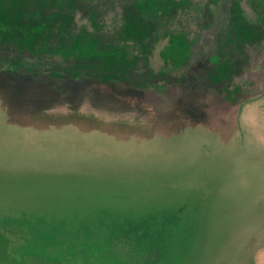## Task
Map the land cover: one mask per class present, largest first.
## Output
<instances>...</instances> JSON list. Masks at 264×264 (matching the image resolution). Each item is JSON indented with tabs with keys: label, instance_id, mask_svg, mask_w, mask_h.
Returning <instances> with one entry per match:
<instances>
[{
	"label": "rangeland",
	"instance_id": "rangeland-1",
	"mask_svg": "<svg viewBox=\"0 0 264 264\" xmlns=\"http://www.w3.org/2000/svg\"><path fill=\"white\" fill-rule=\"evenodd\" d=\"M2 58L1 218L188 198L156 264H264V0H0Z\"/></svg>",
	"mask_w": 264,
	"mask_h": 264
},
{
	"label": "flooded vegetation",
	"instance_id": "flooded-vegetation-1",
	"mask_svg": "<svg viewBox=\"0 0 264 264\" xmlns=\"http://www.w3.org/2000/svg\"><path fill=\"white\" fill-rule=\"evenodd\" d=\"M136 196L144 195L138 192ZM134 198L135 196L120 200L118 207L110 205L89 209L87 212L91 214L85 215L88 218L87 224H83V215L75 216V219L58 215L53 217L52 221H46L42 217L45 222L40 225L31 219L23 220L11 214L1 218L2 214L0 216V237L7 243L8 253L12 255L32 254L57 259L73 253L80 247L86 249L114 248L120 249L135 260L152 258L146 260L145 264H156L162 256L161 240L152 237L155 232L184 230L188 234L186 244L191 245L198 238L199 233L197 228H194L197 222L192 221L191 202L188 198L181 197L177 201H169L168 198L159 210L149 212L155 223H158L159 217L162 221L153 227L154 231L146 234L142 233L139 224L143 222L141 217L146 214L145 210H151L149 206L151 204L147 203L143 208H138ZM168 202H170L169 205ZM206 213L207 207L203 215ZM157 228L159 230H156ZM187 228H190V232H186ZM100 231L103 234H100ZM64 237H69L70 240L64 241ZM177 240L178 237L174 236L175 245ZM180 251L181 247L175 246L172 256H175V259L178 258L184 253Z\"/></svg>",
	"mask_w": 264,
	"mask_h": 264
},
{
	"label": "trees",
	"instance_id": "trees-1",
	"mask_svg": "<svg viewBox=\"0 0 264 264\" xmlns=\"http://www.w3.org/2000/svg\"><path fill=\"white\" fill-rule=\"evenodd\" d=\"M9 58H2L0 59V63H9L10 61ZM12 64V63H9ZM23 64H21L22 66ZM24 66V65H23ZM14 67V66H13ZM23 68H27V67H23ZM15 69V68H14ZM30 70H27L26 73H19V74H37L35 73L36 70H39V68H28ZM16 70V69H15ZM43 70V69H41ZM44 71V75L48 74L47 72H54L55 74H60V75H72L75 74L76 71H79V73L81 74H94L96 76H100L102 78L108 77V75H113L116 74L118 76H122V77H126L128 79H132L137 83H150L151 79H156V76L150 74V73H144L147 74V80H145L142 75H138L132 72H127L124 71L121 67L118 66H113L111 64H109L107 61L105 60H101V59H89L87 61H77L71 64H68L66 66H56L50 69H46L43 70ZM17 72V71H16ZM135 76H138V80L134 79ZM164 79L170 80L172 78H169L168 76L163 77ZM27 170V169H25ZM31 170V169H29ZM170 203V202H168ZM175 202H173L174 204ZM31 214V213H30ZM152 214H143V216L141 217L143 222L141 224H139V228L142 231V233L146 234L147 232H151L154 231L156 227V225L160 224L162 219L159 217L158 219V223H155L153 221V219L151 218ZM34 216V215H33ZM58 215H51V214H46L43 212L42 215H39V217H28L29 219L33 220L36 224H44L45 220H49L52 221L53 217H57ZM42 217L45 219L43 220ZM82 218V217H81ZM70 219V218H69ZM73 219V218H72ZM87 219L86 216H83V224H87ZM59 222V221H58ZM156 230H159V228H157ZM152 237L154 239H159L161 240V247H162V256L160 261L169 259L167 257L168 252H170V250L173 248L172 244H174L176 241H174V236H172L171 232L169 233V231L167 232H155L154 234H152ZM175 245V244H174ZM172 251V255H173V250ZM172 259V257H170ZM158 262V263H159Z\"/></svg>",
	"mask_w": 264,
	"mask_h": 264
},
{
	"label": "water",
	"instance_id": "water-1",
	"mask_svg": "<svg viewBox=\"0 0 264 264\" xmlns=\"http://www.w3.org/2000/svg\"><path fill=\"white\" fill-rule=\"evenodd\" d=\"M7 243L0 237V264H145L146 260H135L120 249L103 248L88 250L78 248L70 255L49 259L32 254L8 253Z\"/></svg>",
	"mask_w": 264,
	"mask_h": 264
}]
</instances>
